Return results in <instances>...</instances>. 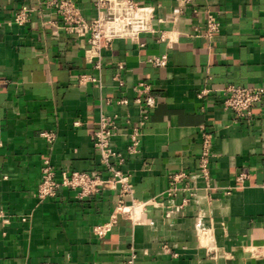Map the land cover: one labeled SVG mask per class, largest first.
I'll return each mask as SVG.
<instances>
[{
    "label": "crops",
    "instance_id": "0c3cea01",
    "mask_svg": "<svg viewBox=\"0 0 264 264\" xmlns=\"http://www.w3.org/2000/svg\"><path fill=\"white\" fill-rule=\"evenodd\" d=\"M47 1L0 0V200L9 218L0 224V264H126L132 252L138 264H264V103L252 120L236 121L221 93L264 87V0H195L197 13L180 0H133L155 8L153 32L113 40L101 70L86 59L88 39L59 28ZM71 1L88 23L98 20L96 0ZM24 6L35 13L19 26L14 17ZM211 14L220 32L208 39L200 33ZM163 55L166 67L150 64ZM81 76L99 82L79 84ZM141 82L151 85L156 106L139 153L130 155ZM204 89L211 93L200 99ZM123 98L128 106L117 104ZM103 115L120 117L112 147L147 208L140 223L120 218L99 238L94 229L110 220L115 191L80 199L61 189L41 201L37 190L46 158L58 178L100 170L93 140ZM50 133L53 142L43 136ZM206 133L209 181L199 171ZM178 174L186 177L170 196ZM240 174L248 177L243 184Z\"/></svg>",
    "mask_w": 264,
    "mask_h": 264
},
{
    "label": "built area",
    "instance_id": "2783aa9c",
    "mask_svg": "<svg viewBox=\"0 0 264 264\" xmlns=\"http://www.w3.org/2000/svg\"><path fill=\"white\" fill-rule=\"evenodd\" d=\"M116 1L125 4L129 10V15L113 11L112 6ZM180 2L182 6H190L194 13L198 12L195 0H180ZM45 5L58 18V22L55 24H58L59 26H57L59 28H62L70 35L88 39L89 48L86 51V59L97 70L102 69V52L111 46L113 40L117 38H129L134 41L142 33L153 32L152 20L154 18L155 8L137 5L133 0H96L95 6L101 13L98 20L93 23H88L82 17L77 6L71 0H48ZM34 13L35 9L33 8L27 6L22 7L15 14L14 23L23 26L30 21ZM126 16H131L132 19L127 21ZM134 17L135 20H133ZM117 20L122 22L126 21L125 27L127 31L121 34L109 33L106 25ZM219 32V21L212 14L208 15L205 21V30L200 35L208 39H213ZM167 61V55H163L151 59L149 62L156 68H164L167 66ZM118 70H123V66L118 65ZM114 79L120 87L124 86L120 73H117ZM89 82L98 83L99 81L97 78L91 76H81L79 79V84L84 85ZM135 91L137 97L133 103L140 111V121L139 127L131 128L128 133L129 144L127 151L130 155L139 153L142 128L148 122L150 113L156 106V99L152 94L150 84L141 82L136 86ZM210 93L211 90L204 89L198 97L204 99ZM221 93L223 95V109L232 112L236 121L248 122L252 120L254 106L259 103H264V87L231 85L222 90ZM117 104L120 106H128L130 100L123 98L117 101ZM125 124L130 125L129 118H127ZM121 127V120L118 115L101 116L100 128L93 140L95 148L99 151L100 170L98 172L63 171L60 178H58L50 158H46L37 190V196L41 201L55 198L61 189L75 191L80 199L95 197L103 191H115L117 199L110 220L94 229L95 235L99 238H103L111 232L120 218L129 220L134 224L140 223L147 208L146 203L139 202L134 198V186L131 176L120 169L125 163V158L112 147V141L119 136ZM43 136L48 142H53L55 138L51 133L43 134ZM212 143V135L206 133L202 141V153L199 159V171L206 181H209L211 176ZM185 177L184 174L171 177V187L168 190L170 196L175 195L178 190L176 184ZM247 178L246 174H240L237 177V182L243 184ZM186 202L188 200H185ZM0 224H9V218L2 207L1 200ZM138 259V255L132 252L126 264H138Z\"/></svg>",
    "mask_w": 264,
    "mask_h": 264
},
{
    "label": "bare ground",
    "instance_id": "6f19581e",
    "mask_svg": "<svg viewBox=\"0 0 264 264\" xmlns=\"http://www.w3.org/2000/svg\"><path fill=\"white\" fill-rule=\"evenodd\" d=\"M112 8H113V11L116 13H122V14L129 15V10L125 6V4L122 2H118V1L114 2ZM131 19H132L131 16H126L127 21H130ZM133 20H135V17L133 18ZM125 22L126 21L122 22L120 20H117L116 22L108 23L106 25V29L109 33H112V34L124 33L127 31L125 27Z\"/></svg>",
    "mask_w": 264,
    "mask_h": 264
}]
</instances>
